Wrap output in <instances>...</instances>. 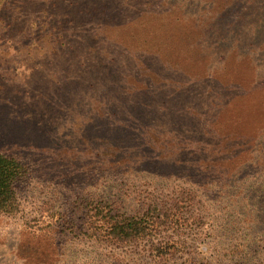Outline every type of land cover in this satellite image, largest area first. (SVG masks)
I'll return each instance as SVG.
<instances>
[{"label":"rangeland","instance_id":"rangeland-1","mask_svg":"<svg viewBox=\"0 0 264 264\" xmlns=\"http://www.w3.org/2000/svg\"><path fill=\"white\" fill-rule=\"evenodd\" d=\"M85 2L107 21L58 49L50 0H0V153L29 170L0 264H264V0Z\"/></svg>","mask_w":264,"mask_h":264},{"label":"trees","instance_id":"trees-1","mask_svg":"<svg viewBox=\"0 0 264 264\" xmlns=\"http://www.w3.org/2000/svg\"><path fill=\"white\" fill-rule=\"evenodd\" d=\"M36 1V0H25ZM50 8L53 13L48 10L44 11V17H39L42 22L36 24L40 27L42 35L40 37L48 38L52 41V45L56 48H64L67 45V35L72 30L82 29V24L89 19V23H93V19L97 16L94 15L98 12L102 15V22H97L102 27L104 21H107L109 11L105 8L96 9L94 6H86L88 2L85 0H50ZM64 5L65 8H60V5ZM20 10V8H18ZM40 14V10L37 11ZM77 17L78 19H76ZM38 18V19H39ZM84 28V27H83ZM85 39V38H84ZM130 128L128 125H122L121 129ZM264 160V157L262 158ZM264 172V165L260 170ZM29 175L28 167L20 159L14 156L0 153V214L5 216H17L21 213L23 201L20 198L18 191V185L27 179ZM255 192V196L252 200V205L256 212L264 215V181ZM256 200V202H254ZM249 201V200H248ZM172 205H170L171 207ZM173 207V206H172ZM148 215L143 214L142 217H128L121 218L116 217L112 229V235L119 240H136L142 236L152 227L151 221H146ZM66 223V221H65ZM69 224H74L69 221ZM149 224V226H148Z\"/></svg>","mask_w":264,"mask_h":264}]
</instances>
